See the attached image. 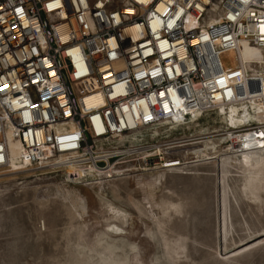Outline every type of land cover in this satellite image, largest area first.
Wrapping results in <instances>:
<instances>
[{"label": "built area", "instance_id": "1", "mask_svg": "<svg viewBox=\"0 0 264 264\" xmlns=\"http://www.w3.org/2000/svg\"><path fill=\"white\" fill-rule=\"evenodd\" d=\"M243 44L258 59L238 61ZM240 102L264 105V0H0L1 172L72 164L68 182L107 181L219 134L240 156L264 146V121L134 139Z\"/></svg>", "mask_w": 264, "mask_h": 264}, {"label": "rangeland", "instance_id": "2", "mask_svg": "<svg viewBox=\"0 0 264 264\" xmlns=\"http://www.w3.org/2000/svg\"><path fill=\"white\" fill-rule=\"evenodd\" d=\"M254 121L264 105L249 102L134 139ZM222 144L183 140L170 153L180 165L99 183L68 182L64 168L0 171V264H264V146L245 167Z\"/></svg>", "mask_w": 264, "mask_h": 264}, {"label": "bare ground", "instance_id": "3", "mask_svg": "<svg viewBox=\"0 0 264 264\" xmlns=\"http://www.w3.org/2000/svg\"><path fill=\"white\" fill-rule=\"evenodd\" d=\"M236 56H237V60L240 61V62H245V61H247V60H249L251 58L254 59V60H256V59H258V50L255 49V48H252V47H249V46H246V45L243 44V47L239 50V52L237 53ZM242 104L243 103L240 102V103L233 104V105H236V106H239L240 107ZM233 105L230 104V105L225 106L223 104H219L218 105V110L207 111V112H192L186 119L176 120V121H164V122H171V123H175V124H186V123H188L191 120H195V119H198V118L207 116V115L213 117L217 113H219L221 111V109H226V108H229V107H231ZM257 122H260V121H257ZM247 125H249V124H247ZM231 128H235V127H231ZM231 128H229V129H231ZM229 129H227V130H229ZM224 131H226V130H224ZM220 135L221 134H219V136ZM136 136H137V134L134 135V138ZM157 141H160V140H157ZM181 142L182 141L178 142L179 144L175 143V144H171L169 146L163 147V148H160L159 147V151H160V153H162L161 163H160V165H158V167L154 171H162L163 169H167V168L170 169L172 167H176V166H178V165L181 164V162H178V160L176 158L170 156L171 151L175 147H179V148H183L184 147V146L181 145ZM14 146L16 147L15 150L13 148ZM9 147H10V161H9V165L11 166V168H16L17 165H18V162H17L18 160H17L16 154L17 155L19 154V146H18L17 142L9 141ZM240 157H242V158L238 162L241 165H242V163H244L245 164V167L246 166H250L251 162L249 161L246 164L245 161L252 159V157H253V151H252V149L247 150L245 152H242L241 155H240ZM62 160L63 159H61L58 162H61ZM64 170H65V173H68V174L72 173V174H76L77 176H81L83 174V172H82V170L80 168L75 167L72 164H65ZM150 172L151 171H149L148 173H150ZM101 181H103V180H98V181H95V182H98L99 183Z\"/></svg>", "mask_w": 264, "mask_h": 264}]
</instances>
